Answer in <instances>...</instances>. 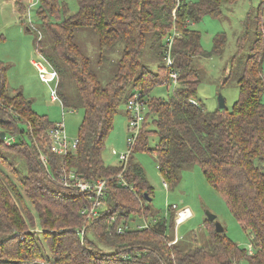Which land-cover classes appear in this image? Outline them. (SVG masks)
I'll return each instance as SVG.
<instances>
[{"label": "trees", "instance_id": "16d2710c", "mask_svg": "<svg viewBox=\"0 0 264 264\" xmlns=\"http://www.w3.org/2000/svg\"><path fill=\"white\" fill-rule=\"evenodd\" d=\"M236 1L75 0L77 9L71 14L63 0H36L35 49L57 73L61 116L64 107L79 108L82 120L76 149L64 156L52 153L48 133L56 123L33 112L31 101L21 92L8 89L0 63V127L4 135H12L8 146L5 139H0V145L24 162L25 173L18 177V170H10L21 189L0 173V264L33 260L50 264H233L240 260L264 264V26L260 19L254 21V38L237 75L238 97L231 109L209 111L197 99L200 72L194 63L197 58L220 54L225 39L216 34L211 50L206 51L192 25L204 16L221 17L222 6ZM15 6L20 18L25 15L21 0H15ZM27 29L32 30L28 25ZM172 29L179 36L173 39L172 64L167 67L166 37ZM80 32L94 37V60L86 43L77 40ZM114 51L120 57L112 62L109 55ZM145 53L157 60L158 72L140 62ZM171 73L176 74V81ZM170 81L175 86L167 98L150 95L155 86ZM134 94L147 109L137 143L124 165L119 160L116 165H105L102 152L113 116ZM125 112L129 118L127 108ZM149 116L153 131L146 128ZM150 133L156 137L152 148L148 146ZM140 150L153 154L161 177L171 187L184 168L199 166L243 228L252 251L240 248L224 230L211 232L206 245L190 244L184 252L177 245L184 241L168 246L167 216L156 218L151 200L144 198L145 193L151 198V186L133 158L134 151ZM41 153L46 155V166ZM62 169L84 180H105L104 205L95 208L94 215L89 214V193L59 180ZM170 214L172 224L175 215ZM140 216L144 223L132 226ZM102 247L109 250L102 251Z\"/></svg>", "mask_w": 264, "mask_h": 264}, {"label": "rangeland", "instance_id": "374dc122", "mask_svg": "<svg viewBox=\"0 0 264 264\" xmlns=\"http://www.w3.org/2000/svg\"><path fill=\"white\" fill-rule=\"evenodd\" d=\"M63 1L68 5L69 12L76 11L77 4L75 0ZM196 1L183 0L186 3ZM25 3L27 7L25 15L21 19L14 10L12 0H0V63L4 67L6 86L13 92L18 90L27 101H31V109L37 115H45L53 123L63 121L67 137L70 140L75 139L82 120V109L64 107V114L61 116L60 102L50 100L51 91L55 88L56 81L42 82L32 64L33 61L40 60V55L34 46L37 37L35 32L37 22L35 15L36 0H25ZM256 19H260L261 24L264 26V0H237L234 4L222 6L221 17L204 16L192 25V28L199 31L201 46L206 51L211 50L216 34H220L225 39L220 54H212L207 58H197L194 63L200 72L197 99L207 110L218 109L219 94L223 97L227 109H231L236 101L238 97L236 79L240 66L248 55L250 42L254 38V21ZM27 25L32 30H27ZM171 32L176 34L175 37L179 36L175 29H172ZM171 32L167 37L172 34ZM77 40L81 44L86 43L87 53L91 56V60H94V37L80 32L77 34ZM119 57L120 53L118 54L116 51L111 52L109 55L112 62ZM152 57L150 53H145L139 60L145 68L156 72L158 69L157 60ZM46 68L48 70V67ZM159 73L161 72L159 71ZM174 86L171 81L166 85H157L150 91V95L167 98L174 90ZM70 91L72 95H76L73 88ZM125 109V103L123 102L118 106L117 112L113 116L112 129L106 138L105 148L102 152V161L105 165H116L118 163L117 154L126 151L128 117ZM146 110L145 108L144 112ZM146 123V128L153 131L152 116H149ZM1 131L3 129L0 127ZM11 137L12 135L6 132L5 140H3L6 142ZM5 142L4 145L8 146ZM155 144V134L150 133L148 146L152 148ZM4 145H0V173L8 176L21 189L16 178L17 176H25V173L22 172L24 162L15 155L13 150ZM112 151L116 155L112 154ZM133 158L143 169L146 181L151 186V202L149 204L156 218L167 216L168 246L172 243L176 244L184 241L186 244H177L179 248L185 249L182 251L184 252L190 244L206 245L208 239H210L209 234L215 231L213 223L205 222L207 220L206 212H209L216 216V221L224 228V233L228 239L240 248L249 250L248 245L250 243L246 233L230 213L224 198L205 179L199 166L192 165L184 168L179 173L180 178L177 184L171 187L161 177L153 154L145 150L134 151ZM11 169H13V172L18 170L17 176L12 174ZM172 205L175 208L171 209ZM183 208H188L191 215L178 224L174 218V223L171 224L169 214L174 212L176 217V212ZM144 220V217L140 216L131 222V225L137 226L138 223L141 224ZM35 230H39L37 220H35ZM100 249L102 251L109 250L105 247ZM34 261H39L41 264H50L46 260H33L32 262ZM233 264H246V262L240 260Z\"/></svg>", "mask_w": 264, "mask_h": 264}, {"label": "built area", "instance_id": "2783aa9c", "mask_svg": "<svg viewBox=\"0 0 264 264\" xmlns=\"http://www.w3.org/2000/svg\"><path fill=\"white\" fill-rule=\"evenodd\" d=\"M171 33L172 34H170L166 38V51H165L164 60L167 67H169L172 64V60L170 57V49L172 46L173 39L176 36L174 32ZM32 64L36 68L38 77L42 82L49 83L52 81H56L57 84V79H58L57 73L53 68H51L48 62L41 55H40V60L33 61ZM46 67H48V70ZM169 76L173 81H176L175 73H171L169 74ZM262 79L264 82V74L262 75ZM132 97L133 98H130L126 103V108L128 109V113H129V118L127 122L128 135L126 137V151L124 153L117 154L119 161L123 165L128 161V158L134 146L137 143V139L143 124L142 122L144 121V117H145L144 101L139 99L138 94H134ZM50 100L52 102L58 101V95L56 93V85L55 88L52 89L51 91ZM48 134L51 138L50 151L52 153L64 156L72 152V150L76 149L77 139L75 138L70 140L69 138H67V135L64 131L63 122L56 123ZM11 141L12 139H9L6 142L5 141L4 142L9 144ZM112 154L116 155L114 151H112ZM40 159L43 162V164L46 166V161H47L46 155L41 153ZM67 174L69 175V177H67ZM58 178L65 186L76 187L82 192L89 193L88 198L92 201V207L89 212L90 215H94L96 213L95 208L103 207L105 187H106L105 180L102 179H97L94 181L84 180L79 177L77 178L75 174L72 172L66 173L64 169H62L61 172H59ZM67 179H70L71 181H68ZM172 208H175V206L172 205ZM176 215L177 216L175 217V222L178 224L181 223L183 220L187 219L191 215V213L188 208H183L178 210L176 212ZM250 252L251 250L248 251V253Z\"/></svg>", "mask_w": 264, "mask_h": 264}, {"label": "water", "instance_id": "95a60500", "mask_svg": "<svg viewBox=\"0 0 264 264\" xmlns=\"http://www.w3.org/2000/svg\"><path fill=\"white\" fill-rule=\"evenodd\" d=\"M218 101H219V106L218 108L219 109H222L225 107V102H224V99L223 97L221 96V94L218 95ZM0 139L3 140L4 139V131H1L0 132ZM144 198L147 200V201H150L151 198L148 197V195L145 193L144 194ZM206 219L208 222L210 223H213L214 224V230L216 233H221L223 232V227L221 226V224L216 221V216L214 214H211L209 212H206Z\"/></svg>", "mask_w": 264, "mask_h": 264}, {"label": "crops", "instance_id": "0c3cea01", "mask_svg": "<svg viewBox=\"0 0 264 264\" xmlns=\"http://www.w3.org/2000/svg\"><path fill=\"white\" fill-rule=\"evenodd\" d=\"M22 1V3L25 5V7H27V5H26V3H25V0H21ZM12 4H13V6H14V10L18 13V11H17V9H16V6H15V0H12ZM73 12H75V11H71L70 13L72 14ZM27 29V28H26ZM28 30V29H27ZM4 139H5V135H4ZM74 150H72V152H73ZM117 159H118V155H117ZM119 160V159H118ZM144 222H142L141 224L140 223H138L137 224V226L139 225H142ZM224 229V228H223ZM248 247H249V250H251L252 251V247H251V245L249 244L248 245ZM247 250V249H246ZM248 250V251H249ZM29 263H31V264H41V263H39V261H34V262H28V264Z\"/></svg>", "mask_w": 264, "mask_h": 264}]
</instances>
